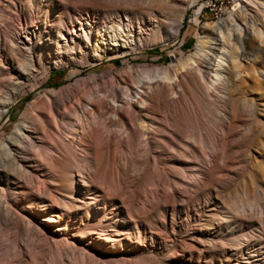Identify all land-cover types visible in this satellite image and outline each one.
<instances>
[{
	"label": "bare ground",
	"instance_id": "bare-ground-1",
	"mask_svg": "<svg viewBox=\"0 0 264 264\" xmlns=\"http://www.w3.org/2000/svg\"><path fill=\"white\" fill-rule=\"evenodd\" d=\"M127 1V6L117 7L112 0H91L87 6H82L83 0H0V120L23 89L47 73L54 58L62 64L65 59L101 61L111 52L130 47V24L138 22L146 30L147 20L156 42L166 33L174 38L182 27L187 4L199 0H170L165 4L172 5L171 10L164 5L159 6L160 12L150 9L139 15L133 0L132 4ZM102 5L108 9H99ZM235 8L228 18L203 25L194 52L169 67L150 66L140 69L137 76L130 72L134 77L129 84L125 74H107L115 85L112 88L102 87L97 76L84 80V104L72 86H64L49 89L40 104L29 105L19 125L0 142V243L2 225L15 220L11 203L16 194L25 193L24 188L34 190L31 197L38 194L50 207L58 204L55 194L71 199V193L88 188V175L76 168L81 160L94 167L99 163L98 154L88 158L78 155L86 150L85 139L92 133L98 137V133L105 134L108 140L115 137L121 149L132 152L131 182L138 181L146 167L156 179L178 175L181 170L199 177L203 162L209 172L202 178L205 185L228 182L234 171L245 172L252 164L264 176V164L256 157L264 158V0H242ZM163 10L170 16L168 29ZM97 18L105 21V29L93 34L85 26ZM83 23L78 32L76 25ZM195 23L198 25V18ZM141 30L135 37L139 42L143 40ZM75 97L80 108L69 110L67 104ZM108 106L114 119H109ZM39 108L47 116L38 115ZM62 108L67 111L63 118L66 130L60 133L55 111ZM207 148L212 149L211 154ZM35 151L42 156L45 153L42 160L36 158ZM123 160L119 161L121 170L126 167ZM32 172L53 174L52 186L36 182ZM249 175L254 200L236 206L233 215L253 218L257 214L264 224V186L258 173ZM61 200L62 211L75 207L72 200ZM58 229L61 232L65 227L60 224ZM117 231L115 236L124 235ZM241 237L246 241L248 236ZM103 241L113 246L118 240L106 237ZM254 253L253 257L262 260V253Z\"/></svg>",
	"mask_w": 264,
	"mask_h": 264
},
{
	"label": "rangeland",
	"instance_id": "rangeland-1",
	"mask_svg": "<svg viewBox=\"0 0 264 264\" xmlns=\"http://www.w3.org/2000/svg\"><path fill=\"white\" fill-rule=\"evenodd\" d=\"M83 1L84 4H80L82 6L91 2ZM113 1L116 6L118 3L117 7L127 6L130 2ZM167 1L171 3L170 0H158L155 4L150 3L151 0H133L134 3L131 0L130 4L137 5L136 13L139 15L150 9L159 10L164 5L165 8ZM240 2L242 0H199L197 4L188 3L178 35L172 38L166 33L160 42L153 40L148 20L146 30L142 24L132 23V35H129L132 41H128L130 47L111 52L101 61L88 63L83 59H65L66 64H62L58 58H54L47 73L39 75L36 81L28 84L0 120V142L19 125L27 107L37 101L40 104L43 94L49 89L72 86V92L84 104L87 96L81 93L85 90L84 84L88 79L101 78L102 87L105 85L112 88L115 86L110 78L112 75L125 74V83L129 84L140 69L153 66L166 68L175 60L185 59L194 52L201 27L228 18ZM102 6L98 8L108 9L105 5ZM167 7L170 10L173 8L172 5ZM163 12L165 22L168 23H165V27L168 29L170 16L168 11ZM196 18L198 25L195 23ZM104 22L100 18L92 19L89 25L77 24L76 30L79 32L81 26H85L96 34L100 29H105ZM141 27L143 40L139 42L135 37ZM119 44L123 42L120 41ZM129 67H133V70L129 71ZM37 82L40 85L34 88L32 85ZM77 98L72 99L66 108L79 109ZM39 109L36 112L38 115L47 116L43 109ZM108 114L111 116H108L109 119H114L111 108ZM55 115L62 133L66 130L64 117L67 116V111L62 108L55 111ZM185 118L188 123L189 118ZM86 119L87 122L91 120L88 117ZM39 127L36 129L42 130ZM98 134L100 138L95 134L97 141L93 133L88 135L86 144L84 143L86 152L84 149L81 153L78 152L79 158L99 155L96 167L81 160L76 168L80 174L85 172L89 177L88 188L83 189L82 193H71V199L55 194L58 200L56 207H50L38 194L31 197L34 190L28 188H24L25 193L16 194L11 203L15 212V224L11 222L2 225L0 264H247V261L264 264V224H261L257 214L253 218L233 215L236 206L254 200L248 184L250 172L258 173L257 179L264 186V176L254 164L245 172L237 169L228 182L216 184L215 187L202 182L208 168L205 162L202 163L205 168L199 177L181 170L178 175L156 179L152 177L151 169L149 171L146 167L139 180L131 182L129 171L134 159L132 152L126 147L121 149L117 138L108 140L105 134ZM206 150L208 154L212 153V149ZM34 155L42 160L45 153L42 156L40 151H35ZM256 157L258 162L264 164V158ZM121 158L126 164L125 170L120 169ZM31 174L36 182L46 183L50 187L55 179L51 173ZM90 196H94L93 199H89ZM61 199L72 200L75 207L70 210L71 213L62 211ZM56 213L63 219L55 217ZM221 218H225L222 224ZM59 223L65 227L62 233L58 229ZM117 229L122 230L124 235L115 236ZM72 233H75L74 237ZM241 235H247V240L244 241ZM106 237H113L118 241L112 246L103 241ZM256 251L263 254L262 260H259L260 256L253 257Z\"/></svg>",
	"mask_w": 264,
	"mask_h": 264
}]
</instances>
